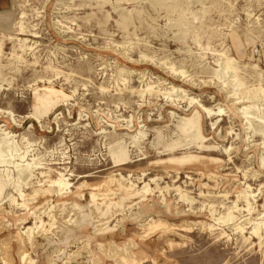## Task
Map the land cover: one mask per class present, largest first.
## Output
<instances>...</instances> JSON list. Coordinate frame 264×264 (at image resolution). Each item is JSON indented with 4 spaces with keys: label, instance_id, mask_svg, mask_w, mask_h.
Wrapping results in <instances>:
<instances>
[{
    "label": "rangeland",
    "instance_id": "rangeland-1",
    "mask_svg": "<svg viewBox=\"0 0 264 264\" xmlns=\"http://www.w3.org/2000/svg\"><path fill=\"white\" fill-rule=\"evenodd\" d=\"M263 232L264 0H0V264H264Z\"/></svg>",
    "mask_w": 264,
    "mask_h": 264
},
{
    "label": "bare ground",
    "instance_id": "bare-ground-1",
    "mask_svg": "<svg viewBox=\"0 0 264 264\" xmlns=\"http://www.w3.org/2000/svg\"><path fill=\"white\" fill-rule=\"evenodd\" d=\"M227 62H228V61H227ZM194 135H195V134H194ZM121 150L123 151V149H121ZM228 220H231V218L229 217ZM256 226H257V225H256ZM253 233L257 236L258 231H257L256 227L253 228ZM263 233H264V232H263ZM255 235H254V236H255ZM24 260H25V259H24Z\"/></svg>",
    "mask_w": 264,
    "mask_h": 264
}]
</instances>
